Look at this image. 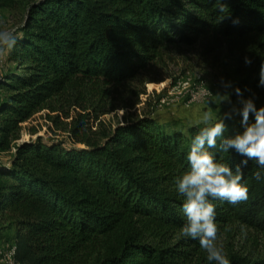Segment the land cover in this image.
Returning a JSON list of instances; mask_svg holds the SVG:
<instances>
[{"label": "trees", "instance_id": "trees-1", "mask_svg": "<svg viewBox=\"0 0 264 264\" xmlns=\"http://www.w3.org/2000/svg\"><path fill=\"white\" fill-rule=\"evenodd\" d=\"M221 2L222 20L216 0H0L20 19L0 71V153L12 154L0 162V226L15 228L16 263L209 264L198 241L180 236L183 197L174 184L203 124L143 114L100 133L93 125L124 97L139 98L130 84L167 49L202 41L211 53L226 49L244 97H264V0ZM44 112L69 142H19L21 124ZM225 123V135L240 132ZM210 151L234 173L244 159ZM242 170L249 199L213 201L216 223L264 235V169L251 160ZM229 260L264 264V252Z\"/></svg>", "mask_w": 264, "mask_h": 264}, {"label": "rangeland", "instance_id": "rangeland-1", "mask_svg": "<svg viewBox=\"0 0 264 264\" xmlns=\"http://www.w3.org/2000/svg\"><path fill=\"white\" fill-rule=\"evenodd\" d=\"M20 23L16 12L0 10V32L14 31L15 26ZM5 52H0V71L4 67ZM221 78L231 81L234 87H238L241 80L237 73V67L227 54L225 48L219 53H211L207 42H199L193 47H174L165 51L162 57L150 68L143 72L137 81H133L131 88L139 93V98L124 97L120 103L116 102L115 110L108 111L99 119L100 124L93 125V131L100 133L113 129L117 123L123 121L124 116L138 117L143 114L162 117L173 126L179 125V121L199 123L206 112L213 118L219 116L220 111H228L230 105L221 104V98L216 94L223 93ZM184 83L177 87L178 84ZM199 86L207 88L211 92V98L198 102L187 103V89H197ZM231 91V90H230ZM0 91V95H1ZM257 108L264 106L262 95H251ZM248 98V97H245ZM233 93L231 101H237ZM46 113L35 115L28 122L21 124L19 142H26L37 137L69 142L67 130L65 132L55 131L53 126L45 120ZM239 131L241 117L235 116L231 119ZM35 132L34 135L32 133ZM82 148V146H77ZM14 151H12L13 153ZM11 153H0V162H7ZM15 228L5 222L0 226V264H9V253L14 247ZM228 258L239 256L256 259L264 252V235L257 231L239 226L229 225L219 230V239Z\"/></svg>", "mask_w": 264, "mask_h": 264}, {"label": "clouds", "instance_id": "clouds-1", "mask_svg": "<svg viewBox=\"0 0 264 264\" xmlns=\"http://www.w3.org/2000/svg\"><path fill=\"white\" fill-rule=\"evenodd\" d=\"M216 6L220 13L218 19H224L228 12L227 5L216 0ZM234 23H238V20ZM16 43L14 31L0 32V52L5 49L11 51ZM244 63L250 66L252 60L245 57ZM259 86L264 87V65L260 69ZM221 87L224 92L216 95L221 98V104L230 105L228 111H220L216 118L208 112L204 114L201 121L203 127H199L192 138L187 153L188 168L174 178L176 191L183 197L181 211L185 222L180 227V236L198 241L207 254L209 264H230L226 251L218 243L219 227L213 201H226L234 205L247 202L250 189L243 182L242 168L254 160L264 169V106L257 108L254 98H245L243 91L234 87L231 81L221 78ZM233 93L238 98L235 104L231 101ZM237 115L241 117L243 131L225 135V121ZM250 115L255 117L253 123H249ZM211 149H218L219 153L234 151L244 159L236 166L234 173L228 164L218 161L217 153ZM254 177L259 181L262 173L257 171Z\"/></svg>", "mask_w": 264, "mask_h": 264}, {"label": "built area", "instance_id": "built-area-1", "mask_svg": "<svg viewBox=\"0 0 264 264\" xmlns=\"http://www.w3.org/2000/svg\"><path fill=\"white\" fill-rule=\"evenodd\" d=\"M182 86V88H185V84L184 83H180L177 85V87ZM187 97H188V101L187 103H193V102H198L199 97H201L200 99L202 100H208L211 98V92L210 90H208L207 88H204L203 86H199L196 90L195 89H187L185 91ZM14 255H15V247L12 248L11 252L9 253V264H18L15 262L14 260Z\"/></svg>", "mask_w": 264, "mask_h": 264}]
</instances>
